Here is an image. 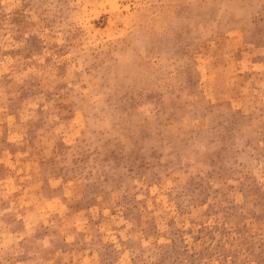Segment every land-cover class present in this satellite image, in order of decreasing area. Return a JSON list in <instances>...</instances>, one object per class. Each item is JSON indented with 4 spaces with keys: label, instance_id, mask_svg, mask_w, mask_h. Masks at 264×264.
Here are the masks:
<instances>
[{
    "label": "rangeland",
    "instance_id": "1",
    "mask_svg": "<svg viewBox=\"0 0 264 264\" xmlns=\"http://www.w3.org/2000/svg\"><path fill=\"white\" fill-rule=\"evenodd\" d=\"M0 264H264V0H0Z\"/></svg>",
    "mask_w": 264,
    "mask_h": 264
}]
</instances>
